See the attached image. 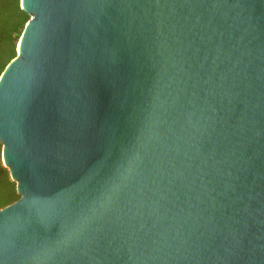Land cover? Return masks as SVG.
Returning <instances> with one entry per match:
<instances>
[{
    "label": "water",
    "instance_id": "1",
    "mask_svg": "<svg viewBox=\"0 0 264 264\" xmlns=\"http://www.w3.org/2000/svg\"><path fill=\"white\" fill-rule=\"evenodd\" d=\"M21 8L0 264H264V0Z\"/></svg>",
    "mask_w": 264,
    "mask_h": 264
},
{
    "label": "trees",
    "instance_id": "2",
    "mask_svg": "<svg viewBox=\"0 0 264 264\" xmlns=\"http://www.w3.org/2000/svg\"><path fill=\"white\" fill-rule=\"evenodd\" d=\"M31 16L21 8V0H0V77L17 57V48ZM0 141V210L17 202L21 195L10 171L4 166Z\"/></svg>",
    "mask_w": 264,
    "mask_h": 264
}]
</instances>
